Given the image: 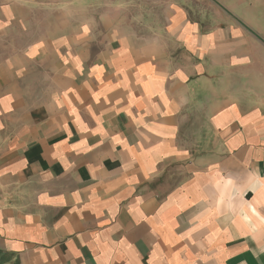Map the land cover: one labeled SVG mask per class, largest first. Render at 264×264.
<instances>
[{
    "label": "crops",
    "instance_id": "crops-1",
    "mask_svg": "<svg viewBox=\"0 0 264 264\" xmlns=\"http://www.w3.org/2000/svg\"><path fill=\"white\" fill-rule=\"evenodd\" d=\"M0 264H264V0H0Z\"/></svg>",
    "mask_w": 264,
    "mask_h": 264
},
{
    "label": "rangeland",
    "instance_id": "rangeland-1",
    "mask_svg": "<svg viewBox=\"0 0 264 264\" xmlns=\"http://www.w3.org/2000/svg\"><path fill=\"white\" fill-rule=\"evenodd\" d=\"M230 21V17L224 14V22Z\"/></svg>",
    "mask_w": 264,
    "mask_h": 264
}]
</instances>
